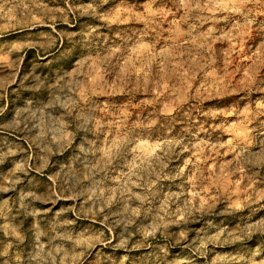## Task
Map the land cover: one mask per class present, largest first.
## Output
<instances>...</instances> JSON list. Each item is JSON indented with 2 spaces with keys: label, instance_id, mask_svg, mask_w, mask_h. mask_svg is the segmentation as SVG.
Returning <instances> with one entry per match:
<instances>
[{
  "label": "rangeland",
  "instance_id": "rangeland-1",
  "mask_svg": "<svg viewBox=\"0 0 264 264\" xmlns=\"http://www.w3.org/2000/svg\"><path fill=\"white\" fill-rule=\"evenodd\" d=\"M0 264H264V0H0Z\"/></svg>",
  "mask_w": 264,
  "mask_h": 264
}]
</instances>
